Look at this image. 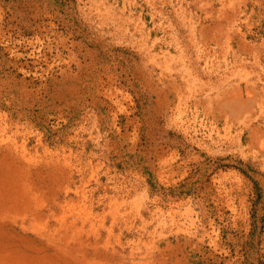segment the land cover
I'll list each match as a JSON object with an SVG mask.
<instances>
[{
	"label": "rangeland",
	"instance_id": "rangeland-1",
	"mask_svg": "<svg viewBox=\"0 0 264 264\" xmlns=\"http://www.w3.org/2000/svg\"><path fill=\"white\" fill-rule=\"evenodd\" d=\"M0 264H264V0H0Z\"/></svg>",
	"mask_w": 264,
	"mask_h": 264
}]
</instances>
